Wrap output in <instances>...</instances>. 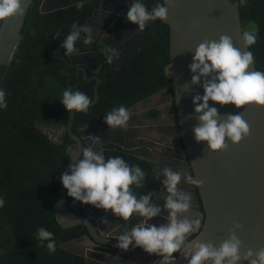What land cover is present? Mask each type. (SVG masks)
I'll return each instance as SVG.
<instances>
[{"label":"water","instance_id":"obj_1","mask_svg":"<svg viewBox=\"0 0 264 264\" xmlns=\"http://www.w3.org/2000/svg\"><path fill=\"white\" fill-rule=\"evenodd\" d=\"M30 3L31 0L25 3L23 16L8 18L0 26V66L9 65L13 59L22 38L21 29ZM82 3L83 0H41L39 12L46 14ZM162 22L169 30V63L164 66L165 69L168 65V72L164 71V75L172 81L173 95L167 88L168 104L156 109L159 114L154 119L145 122L129 121L128 126L122 130L109 128L101 119L77 136L71 130L75 113L72 110L69 111L65 128L62 124L43 121H35L33 126L55 144L61 142L64 130L71 139L72 142L65 150L69 158L63 172L69 171V166L80 156L81 148L91 143L87 138L89 135L100 138L94 145V151H100L104 155V146L107 144L130 151L139 148L142 139L157 143L160 145L157 149H160L163 138L165 140V136L171 134L178 144L177 159L181 161V169L202 181L201 184L192 183L200 208H191L186 215L199 218L202 228L190 241H211L218 246L227 238L236 222L242 225L236 233L242 242L241 250L252 249L256 252L264 248V106L253 104L236 108L232 104L221 106L209 101L210 106L218 108L222 117L228 113H239L250 128L249 135L239 143L228 142L227 148L210 151L206 141L196 142L194 139L193 128L198 121L192 98L196 94L203 95V88L191 85L192 74L188 67L192 62L194 49L206 39L218 40L221 35H228L235 47L242 51L249 50L244 48L241 39L238 1L175 0V7L168 10L167 20ZM248 70H256L255 65L246 69ZM98 84L99 82L94 86V104L98 100ZM137 106L138 102H135L127 107L132 114L130 119L137 118ZM176 123L179 132L175 128ZM151 145L146 146L153 152L152 155L165 156L164 149L158 153ZM167 147L168 145L165 149ZM154 199L156 197L153 202ZM66 200L67 190L59 182V196L54 209L61 227L67 229L83 225L88 234L80 241L64 242L61 247L81 257L84 264H130L131 259L139 264H159L155 254L143 255V250L139 247L124 251L114 246L120 234L139 222L138 217L124 222L114 217L110 210L105 213L102 209L96 213L94 206L86 209L84 215H77L68 210ZM163 214L149 222L157 226L165 223L167 210ZM61 217L66 219L62 220ZM132 255L135 258H131ZM177 264H187L182 254H178Z\"/></svg>","mask_w":264,"mask_h":264},{"label":"trees","instance_id":"obj_2","mask_svg":"<svg viewBox=\"0 0 264 264\" xmlns=\"http://www.w3.org/2000/svg\"><path fill=\"white\" fill-rule=\"evenodd\" d=\"M238 8L245 30L257 31V41L249 49L255 56V68L264 71V0H247ZM41 0H31L24 24L21 41L9 65L0 66V87L9 95L7 108L0 110V195L5 205L0 208V264H84L81 257L64 250L67 241H80L88 235L86 227L76 225L61 227L54 203L59 196L60 176L68 161L66 147L72 142L67 134L59 144L38 131L33 123L47 121L62 124L68 121L69 111L60 103L65 82H47L52 78L45 69L51 60L48 50L59 44L63 32H69L77 17L86 14L85 6L76 5L50 13L39 12ZM151 9L158 0H144ZM59 33V37H55ZM55 37V38H54ZM168 26L162 21L149 24L141 37L140 51L129 71L119 80L101 82L98 100L87 113L75 112L72 132L80 133L114 107L126 108L147 98L172 81L164 75V66L169 63ZM93 98L92 87L85 82L78 86ZM158 114L152 109L148 118ZM88 126L83 129V126ZM104 156H121L130 164L139 165L146 173L145 187L135 189L137 194H157V172L148 159V150L140 148L124 150L116 145L104 146ZM153 195V196H154ZM68 210L84 215L91 205L73 203L67 195ZM100 209H96V212ZM44 227L54 233L56 252L50 254L39 245L36 237L38 228ZM198 232L190 235V241ZM46 243V242H45ZM176 255V254H174ZM178 256V254H177Z\"/></svg>","mask_w":264,"mask_h":264},{"label":"clouds","instance_id":"obj_3","mask_svg":"<svg viewBox=\"0 0 264 264\" xmlns=\"http://www.w3.org/2000/svg\"><path fill=\"white\" fill-rule=\"evenodd\" d=\"M247 0H239L246 3ZM27 0H0V26L12 17H21L25 13ZM126 19L137 25L138 30L145 29L155 21H166L168 10L175 7V0H158L148 8L144 0H130L127 5ZM90 27L73 22L71 30L65 36L61 47L65 55L78 53L76 42L82 33L91 34ZM57 33L55 37H59ZM54 37V38H55ZM245 49H250L257 41L255 29L241 33ZM118 50L113 48V53ZM255 56L252 51H242L234 46L228 35H221L218 40H204L194 49L192 62L188 65L191 72V85L203 88V95L192 98L195 118L198 124L193 128L196 142L206 141L210 151L227 148L228 142L239 143L250 133L248 123L239 113H228L222 117L218 108L210 106L209 101L221 106L232 104L236 108L247 105L264 106V71L248 70L254 66ZM168 72V65L164 69ZM9 93L0 87V110L6 109ZM60 103L68 111L87 113L94 105L93 98L80 90L65 88ZM131 112L123 105L114 107L103 116L109 128L125 129L131 118ZM88 124L83 126L85 129ZM88 146L82 147L80 156L69 166L68 172H62L60 182L73 198V203L91 205L96 209L110 210L114 217L128 222L138 217L139 222L123 232L116 240L115 247L131 251L137 247L144 252L158 257L159 264H177L178 256L183 255L187 264H264V248L253 252L242 249V242L237 231L242 225L234 222L228 236L218 246L213 242L189 241L188 235L200 232L202 222L199 218L186 215L192 208V195L182 183H202L183 170H174L166 166L162 170V186L167 193L163 206L153 202L154 192L137 194L135 189L145 187L146 173L139 165L130 164L121 156L105 158L102 152L94 151L99 137L89 135ZM0 195V208L5 205ZM166 222L159 226L150 223L152 218L164 215ZM61 219H66L61 217ZM107 223L106 220L103 221ZM39 245L54 254L57 242L54 233L44 227L36 231ZM46 242V243H45ZM176 254V255H174ZM0 255L3 251L0 250Z\"/></svg>","mask_w":264,"mask_h":264},{"label":"flooded vegetation","instance_id":"obj_4","mask_svg":"<svg viewBox=\"0 0 264 264\" xmlns=\"http://www.w3.org/2000/svg\"><path fill=\"white\" fill-rule=\"evenodd\" d=\"M129 2L130 0H83L82 4H76L85 6L86 14L78 16L77 21L82 26L90 27L92 29L91 34L82 33L81 39L76 42L79 51L73 56L65 55V49L60 46L68 32L61 34L58 46L48 50L51 60L46 64L45 69L52 78L48 79L47 82H65L67 88L73 90H77L80 83L85 82L88 87L91 85L93 94L97 82H99V87L101 82H105L107 79L112 82L117 81L124 73L128 72L139 55L142 34L149 29L148 25L145 29L138 30L137 25L126 19ZM113 48L118 51L113 53ZM167 88L173 95V88L166 86L147 98L137 101V109L139 110L136 115L137 118L129 121L145 122L148 119H154L159 113L152 118L147 116L152 109L163 108L168 104ZM82 92L87 94V91L83 90ZM148 102L152 103L146 105ZM175 128L179 132L177 123ZM65 134L67 133L64 130L61 140ZM165 137L166 139L163 138L162 143H160L162 144L160 149H157L160 145L147 139L140 140L141 146L137 148L148 150L146 145L153 144L151 146L157 149L158 153L164 149L165 156L162 157L152 155L153 152L148 150L150 153L148 159L155 165L159 186L157 194L153 196V198L156 197L154 203L161 206L163 198L167 194L162 186L163 168L170 166L174 170H182L181 161L177 159L179 157L177 142L171 134ZM166 145H168L167 149H165ZM181 186L192 195V209L199 210V198L195 194V187L192 183H182ZM192 234H189L188 237Z\"/></svg>","mask_w":264,"mask_h":264},{"label":"crops","instance_id":"obj_5","mask_svg":"<svg viewBox=\"0 0 264 264\" xmlns=\"http://www.w3.org/2000/svg\"><path fill=\"white\" fill-rule=\"evenodd\" d=\"M150 135H151V134H150ZM125 254L127 255V252H125ZM141 254H143V255H147V256H148V253H146V252H144V251H143ZM126 257H127V256H126ZM131 258H135V256L132 255ZM130 264H139V263H137L136 260H132V259H131Z\"/></svg>","mask_w":264,"mask_h":264},{"label":"rangeland","instance_id":"obj_6","mask_svg":"<svg viewBox=\"0 0 264 264\" xmlns=\"http://www.w3.org/2000/svg\"><path fill=\"white\" fill-rule=\"evenodd\" d=\"M152 102H148L146 105L151 104ZM145 106V105H144ZM96 212V211H95Z\"/></svg>","mask_w":264,"mask_h":264}]
</instances>
